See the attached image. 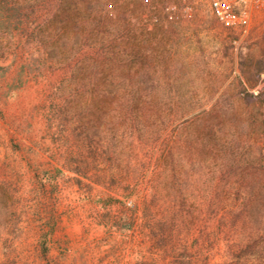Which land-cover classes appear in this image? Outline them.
I'll use <instances>...</instances> for the list:
<instances>
[{"label": "rangeland", "instance_id": "rangeland-1", "mask_svg": "<svg viewBox=\"0 0 264 264\" xmlns=\"http://www.w3.org/2000/svg\"><path fill=\"white\" fill-rule=\"evenodd\" d=\"M101 1L117 15L132 10L136 0ZM156 1L138 0L143 12ZM159 4L170 16L162 27L155 18L148 23L130 18L135 26L129 37L140 52L150 41L153 85L160 102L172 108L169 130L181 127L192 144L206 143L185 147L180 163L187 206L195 203L198 216L204 198L216 204L222 195L216 173L221 159L210 144L241 142L236 152L264 169V11L254 12L244 33L219 24L208 0ZM39 15L43 19L45 10ZM42 55L40 49V71L31 75L21 72L20 53L7 59L10 70L0 67V264L152 263L138 210L150 198L145 186L157 153L137 149L124 156L131 160L129 179L106 187L108 180L79 142L71 119L86 115L75 114L73 105L67 115L62 111L68 93L57 87L69 69L41 65ZM195 156L202 163L194 169ZM140 171L145 177L139 185ZM210 214L206 232L216 226ZM195 235L200 238L201 231ZM200 256L195 264H206L204 253Z\"/></svg>", "mask_w": 264, "mask_h": 264}, {"label": "trees", "instance_id": "trees-1", "mask_svg": "<svg viewBox=\"0 0 264 264\" xmlns=\"http://www.w3.org/2000/svg\"><path fill=\"white\" fill-rule=\"evenodd\" d=\"M159 3L162 0L143 12L136 0L130 15H125L128 11L114 15L101 0H0V67L10 70L7 59L20 53L25 57H20L21 72L40 71V49L41 65L68 67V77L57 87L68 93L62 111L67 115L73 105L75 114L86 115L71 119L82 136L79 142L108 180L106 187L129 179L131 160L124 156L137 149L157 153L153 178L145 186L150 198L138 210L140 229L152 250L150 264H195L201 252L206 264H264V169L236 152L241 142L231 138L209 145L221 159L216 173L223 181L222 195L216 204L204 198L198 216L193 214L198 209L195 203L187 206L180 185L181 154L185 147L206 143L192 144L181 127L169 130L174 124L169 118L172 108L160 102V91L153 85L150 41L146 39L140 52L129 37L135 26L130 18L147 23L155 18L162 27L170 16L164 14L168 7L160 8ZM41 10L45 17L40 20ZM201 163L196 156L191 158L194 169ZM144 175L141 171L137 175L139 185ZM211 212L216 226L206 232ZM196 231H201L200 238Z\"/></svg>", "mask_w": 264, "mask_h": 264}, {"label": "built area", "instance_id": "built-area-1", "mask_svg": "<svg viewBox=\"0 0 264 264\" xmlns=\"http://www.w3.org/2000/svg\"><path fill=\"white\" fill-rule=\"evenodd\" d=\"M219 24L246 33L254 12L264 11V0H208Z\"/></svg>", "mask_w": 264, "mask_h": 264}]
</instances>
